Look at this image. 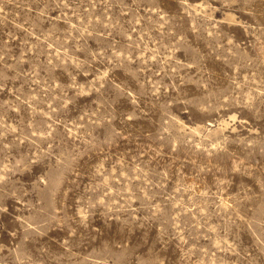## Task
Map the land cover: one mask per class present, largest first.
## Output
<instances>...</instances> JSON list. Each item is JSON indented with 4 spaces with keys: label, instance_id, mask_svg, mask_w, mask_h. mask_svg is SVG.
Segmentation results:
<instances>
[{
    "label": "rangeland",
    "instance_id": "1",
    "mask_svg": "<svg viewBox=\"0 0 264 264\" xmlns=\"http://www.w3.org/2000/svg\"><path fill=\"white\" fill-rule=\"evenodd\" d=\"M0 264H264V0H0Z\"/></svg>",
    "mask_w": 264,
    "mask_h": 264
}]
</instances>
